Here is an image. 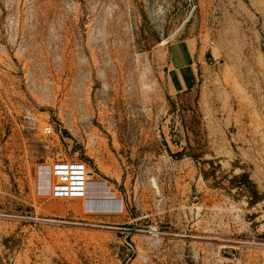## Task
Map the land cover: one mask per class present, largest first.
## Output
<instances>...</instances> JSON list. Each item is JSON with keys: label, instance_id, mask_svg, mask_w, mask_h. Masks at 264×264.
I'll list each match as a JSON object with an SVG mask.
<instances>
[{"label": "rangeland", "instance_id": "obj_1", "mask_svg": "<svg viewBox=\"0 0 264 264\" xmlns=\"http://www.w3.org/2000/svg\"><path fill=\"white\" fill-rule=\"evenodd\" d=\"M0 264H264V0H0Z\"/></svg>", "mask_w": 264, "mask_h": 264}, {"label": "built area", "instance_id": "obj_2", "mask_svg": "<svg viewBox=\"0 0 264 264\" xmlns=\"http://www.w3.org/2000/svg\"><path fill=\"white\" fill-rule=\"evenodd\" d=\"M53 132L51 125L44 127L45 134ZM40 171L44 180V186L39 188L40 193L53 198L87 199L90 186L94 182H100L95 179L96 173L89 163L79 159H58L42 164Z\"/></svg>", "mask_w": 264, "mask_h": 264}, {"label": "bare ground", "instance_id": "obj_3", "mask_svg": "<svg viewBox=\"0 0 264 264\" xmlns=\"http://www.w3.org/2000/svg\"><path fill=\"white\" fill-rule=\"evenodd\" d=\"M100 185V186H99ZM100 187L101 188V184L100 183H98V185L97 184H95V183H93L91 186H90V191H89V196H88V198L86 199V201H87V204H88V208H89V204H94V202L96 201V200H98V199H93V198H95V197H93L94 195H95V190L97 189L96 187ZM107 197H109V196H107ZM100 201V200H99ZM105 203L106 202H104V203H102L101 205H100V207L101 208H104V209H107V208H117V207H109V206H106L105 205Z\"/></svg>", "mask_w": 264, "mask_h": 264}, {"label": "crops", "instance_id": "obj_4", "mask_svg": "<svg viewBox=\"0 0 264 264\" xmlns=\"http://www.w3.org/2000/svg\"><path fill=\"white\" fill-rule=\"evenodd\" d=\"M42 178V177H41ZM44 186V180H43V178L41 179V181H40V187L39 188H42ZM56 199H63V198H56ZM86 200V199H85ZM87 203V202H86ZM96 204H99V201L98 202H94V204L92 205V204H89V208H88V204H87V209L89 210V209H92V210H90L91 212H93V210L94 209H99V207H100V205L98 206V205H96ZM101 208V207H100ZM102 209H104V208H102ZM115 210H118V209H114L113 211H115ZM100 211H103V210H100Z\"/></svg>", "mask_w": 264, "mask_h": 264}, {"label": "trees", "instance_id": "obj_5", "mask_svg": "<svg viewBox=\"0 0 264 264\" xmlns=\"http://www.w3.org/2000/svg\"><path fill=\"white\" fill-rule=\"evenodd\" d=\"M245 178H247L248 179V177L246 176Z\"/></svg>", "mask_w": 264, "mask_h": 264}]
</instances>
